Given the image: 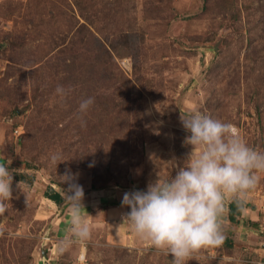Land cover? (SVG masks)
<instances>
[{
	"label": "rangeland",
	"instance_id": "1",
	"mask_svg": "<svg viewBox=\"0 0 264 264\" xmlns=\"http://www.w3.org/2000/svg\"><path fill=\"white\" fill-rule=\"evenodd\" d=\"M88 97L95 102L81 114ZM196 112L264 152V0H0V163L11 160L13 174L0 264H172L149 241L123 245L115 226L104 227L94 214L111 201L84 214L87 240L71 224L58 236L70 210L61 177L70 169L84 195L113 199L174 178L193 150L181 115ZM52 154L62 156L57 166ZM255 174L238 224L225 219L236 199L227 196L223 243L185 264L263 257L264 172ZM49 189L65 197L61 206Z\"/></svg>",
	"mask_w": 264,
	"mask_h": 264
},
{
	"label": "clouds",
	"instance_id": "2",
	"mask_svg": "<svg viewBox=\"0 0 264 264\" xmlns=\"http://www.w3.org/2000/svg\"><path fill=\"white\" fill-rule=\"evenodd\" d=\"M55 91L62 100L67 96L61 85ZM94 102L92 97L81 100L79 113H87ZM181 123L190 133L185 143L193 149L187 165L174 178L158 179L146 191L126 192L122 199V206L130 209L124 222L139 238L171 255L172 264H185L193 253L221 245L225 198L232 196L239 202L256 187L259 177L255 173L264 172V152L248 146L231 124L199 112L181 115ZM81 126H86L83 120ZM61 160L60 154L50 156L53 165ZM10 164L11 160L0 163V214L12 199ZM76 178L66 169L61 180L68 188L62 191L70 205V231L76 240L84 241L90 237V228L84 217L83 188ZM72 242L68 240L65 247Z\"/></svg>",
	"mask_w": 264,
	"mask_h": 264
},
{
	"label": "crops",
	"instance_id": "3",
	"mask_svg": "<svg viewBox=\"0 0 264 264\" xmlns=\"http://www.w3.org/2000/svg\"><path fill=\"white\" fill-rule=\"evenodd\" d=\"M98 190L100 189H97L95 191L91 190L87 194L84 195L82 204L83 206H85L84 207L85 212L86 213H88V211L90 212V208L94 206L108 205L110 201L113 202V204H111V206H109L104 211H98L99 213H96L97 215L93 213L94 216L96 218H98V216L100 215L102 216V220L101 219L100 220L104 222V227H106L105 225H107L108 227L115 226V229L117 233H119V237H120V240H122L121 242L123 243V245L131 244V242L133 243L139 242V237H137V240H136V237H135L136 234L133 232L131 226L128 224V222L126 221L124 222V217L130 211V209L127 208L126 206H122L121 200L123 199V193H120L119 195L116 194V198L113 199L112 197L114 195H112L111 197H108V194H112L115 191L99 192ZM101 195L103 196L102 199L99 198ZM60 222L61 223L58 224L59 227H56L55 230L57 232V235L62 237L63 236L62 234L68 231L69 225L71 224L70 210L67 211L65 217L61 219Z\"/></svg>",
	"mask_w": 264,
	"mask_h": 264
},
{
	"label": "trees",
	"instance_id": "4",
	"mask_svg": "<svg viewBox=\"0 0 264 264\" xmlns=\"http://www.w3.org/2000/svg\"><path fill=\"white\" fill-rule=\"evenodd\" d=\"M27 177L20 175L17 176V180L18 181H22V182H27L26 181ZM28 183V182H27ZM95 189V188H93ZM45 196L53 201L55 204H57L58 206H61L64 202H65V197L59 193L58 191L54 190V189H49L46 193ZM245 203L243 201H237V199L233 200L232 202H230L227 205V212L225 213V219H228L231 223H235L238 224V218L239 216L242 215L243 210L245 209ZM226 243L229 244V242H231V236L230 235H226ZM231 245V244H230Z\"/></svg>",
	"mask_w": 264,
	"mask_h": 264
},
{
	"label": "built area",
	"instance_id": "5",
	"mask_svg": "<svg viewBox=\"0 0 264 264\" xmlns=\"http://www.w3.org/2000/svg\"><path fill=\"white\" fill-rule=\"evenodd\" d=\"M257 264H264V255L261 257V259L257 262Z\"/></svg>",
	"mask_w": 264,
	"mask_h": 264
}]
</instances>
